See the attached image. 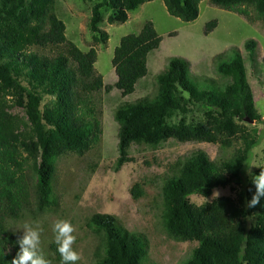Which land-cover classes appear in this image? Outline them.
Wrapping results in <instances>:
<instances>
[{"label":"trees","instance_id":"16d2710c","mask_svg":"<svg viewBox=\"0 0 264 264\" xmlns=\"http://www.w3.org/2000/svg\"><path fill=\"white\" fill-rule=\"evenodd\" d=\"M146 1L152 0L95 3L90 18L95 39L105 43L109 38L100 27L103 8L111 10L110 23L126 22L129 12ZM163 1L171 15L192 21L199 16L202 0ZM210 1L245 17H250L252 9L264 19V0ZM216 26L215 19L209 21L205 34ZM66 27L57 12V0H0V264H11L19 250L10 220L20 217L32 199L42 210L58 205L56 158L70 152L84 154L100 142L102 111L95 106L93 93L114 86L123 96L133 93L148 72V55L162 41L151 20L139 33L124 35L112 58L118 80L110 85L96 70L97 49L79 48L68 39ZM244 45L247 58L255 63L257 40L248 38ZM47 47L56 50L43 52ZM189 65L184 57H170L166 69L155 77L152 95L124 101L116 108L120 126L115 169L131 160L133 143L158 146L174 138L233 149L215 160L198 150L171 164L161 192L165 228L172 238L198 242L182 264H264V197L255 207H248L256 190L252 180L235 197L220 196L200 206L189 198L192 194L209 196L214 188L241 179L250 153L260 141L259 130H250L245 124L256 116L245 57L237 46L219 53L216 70L221 78L205 76L201 83ZM44 94L52 96L53 103L42 109ZM190 104H198L207 118L188 122ZM15 105L26 106L31 131L22 130L27 123L9 111ZM176 112L182 117L170 124L169 118ZM30 168L34 183L28 178ZM262 170L264 165L255 175ZM131 192L134 198L144 194L138 183ZM88 225L103 235L99 264H152L147 237L126 228L116 215L94 213ZM51 247L59 255L55 242Z\"/></svg>","mask_w":264,"mask_h":264},{"label":"rangeland","instance_id":"374dc122","mask_svg":"<svg viewBox=\"0 0 264 264\" xmlns=\"http://www.w3.org/2000/svg\"><path fill=\"white\" fill-rule=\"evenodd\" d=\"M101 0H57V12L66 23V35L82 50L97 49V72L103 75L105 84L114 85L118 80L112 63L115 47L121 38L129 33H139L147 20L153 21L162 38L160 47L148 55V72L139 79L133 93L123 96L117 87L106 91L94 92L95 106L101 113L103 133L98 144L84 154L70 152L56 158L54 187L58 205L54 209H39L35 199L23 214L10 220L11 228L19 238L23 235L25 223L39 226L41 249L51 264H61V258L52 249L54 233L52 226L58 219L71 221L76 228L77 240L74 249L80 252L77 264H99L104 253L103 235L88 225L94 213H111L118 217L131 231L143 233L148 239V260L152 264H182L191 256L198 245L195 240H178L169 236L163 220L164 205L162 186L171 173V164L195 151L204 150L212 160L226 155L233 149L225 150L219 143L203 141H179L171 138L161 145L153 146L133 143L129 148L131 160L119 170L115 169L118 149L119 123L115 119L116 108L124 101H134L152 95L157 86L156 75L166 69L169 58H186L191 73L201 83L204 77L220 79L216 70V56L237 46L245 57L248 81L252 87L256 106L254 120L245 121L248 129L259 130L260 141L250 153L241 179L226 187L214 188L211 195L192 194V203L200 206L212 202L220 196L235 197L237 190L245 185L255 172L264 165V19L250 10V17L224 9L210 0H202L199 16L185 21L171 15L163 0L146 1L137 9L129 12L126 22L110 23L109 8H103V21L107 42L97 41L90 30L92 7ZM217 21L214 30L205 34L207 23ZM248 38L257 40L256 62L246 56L244 42ZM56 50L47 47L43 52ZM185 96L187 94L185 93ZM13 98V96H10ZM26 99V98H25ZM42 106L53 103L52 96L43 95ZM192 111L186 117L188 122L205 120L206 114L198 104H190ZM9 111L27 123L22 130L31 131L32 123L26 106L15 105ZM182 117L180 112L169 118L170 124L177 123ZM37 141V138H34ZM28 178L34 183L35 174L30 168ZM138 183L143 195L134 198L131 189ZM98 253V255H97Z\"/></svg>","mask_w":264,"mask_h":264},{"label":"clouds","instance_id":"9594fccd","mask_svg":"<svg viewBox=\"0 0 264 264\" xmlns=\"http://www.w3.org/2000/svg\"><path fill=\"white\" fill-rule=\"evenodd\" d=\"M252 183L256 190L251 200L247 202L248 207H255L259 204L260 198L264 197V170L252 177ZM42 231L43 229L39 224L35 226L28 223L24 224L23 235L17 240L19 250L11 264H51L40 247ZM52 231L57 251L61 257V264H77L81 260V254L73 247L77 236L74 234L76 228L71 221L56 220L52 226Z\"/></svg>","mask_w":264,"mask_h":264},{"label":"water","instance_id":"95a60500","mask_svg":"<svg viewBox=\"0 0 264 264\" xmlns=\"http://www.w3.org/2000/svg\"><path fill=\"white\" fill-rule=\"evenodd\" d=\"M252 121V120H251Z\"/></svg>","mask_w":264,"mask_h":264}]
</instances>
